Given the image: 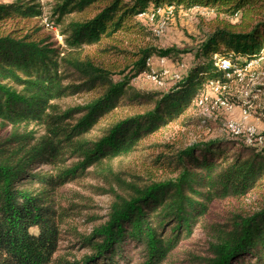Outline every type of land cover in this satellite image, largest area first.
Segmentation results:
<instances>
[{
	"label": "trees",
	"instance_id": "trees-1",
	"mask_svg": "<svg viewBox=\"0 0 264 264\" xmlns=\"http://www.w3.org/2000/svg\"><path fill=\"white\" fill-rule=\"evenodd\" d=\"M193 9L214 16L193 65L165 91L135 87L151 73L148 60L179 65L182 54L158 48L141 18ZM49 13L62 46L38 23L40 0L0 3V264H167L217 203L232 211L223 224L203 225L208 251L193 259L264 264V133L250 143L146 145L173 124L220 127L199 115L196 100L209 82L230 87L235 70L264 59V0H53ZM71 99L81 103L59 105ZM134 156L142 176L118 177L113 162ZM89 169L115 201L88 235L65 233L71 215L61 189ZM250 198L256 203L244 211ZM64 233L81 257L59 254Z\"/></svg>",
	"mask_w": 264,
	"mask_h": 264
},
{
	"label": "rangeland",
	"instance_id": "rangeland-1",
	"mask_svg": "<svg viewBox=\"0 0 264 264\" xmlns=\"http://www.w3.org/2000/svg\"><path fill=\"white\" fill-rule=\"evenodd\" d=\"M12 0H0V3H9ZM53 0H40L43 6V18L38 22L43 26V33L52 37V41L57 45H63V39L59 35L57 29L53 28L49 22L50 5ZM142 19L143 24L156 34L155 45L160 49H174L182 54L179 55L180 64L184 65L181 72L188 70L194 63V50L204 40L205 36L211 28L214 16L202 9H193L190 11H180L177 14L170 15L167 11H161L158 19H152L145 16ZM157 31L159 34H157ZM164 66L160 65L157 57L153 59L151 70L156 72L166 71L163 76L167 82L166 87H159L147 79V75L137 78L133 85L137 88L146 90L165 91L172 86L171 76L180 72L178 65L168 60ZM261 90L264 91V59L254 68L241 74L227 89L229 98L239 100L246 91ZM264 97L253 103L248 117L242 116L239 107H234L230 112L217 111L210 113L207 119L218 120L220 123L213 132L204 130L200 127L183 128L177 124L170 125L158 134L151 137L146 145L160 144L172 146H188L195 142L207 141L215 138H238L246 141L245 131L253 129L255 135L250 138V142L257 140V136L264 133ZM81 100L71 99L64 100L59 103L62 108L80 104ZM228 123L236 124L243 132L240 136H233L227 129ZM6 130L0 129V138L6 135ZM146 155V154H145ZM45 169V168H44ZM113 170L118 177L129 181V175L142 176L143 165L138 156L118 159L113 162ZM88 174L75 182L66 184L61 189L66 199L65 207L71 215L68 220L65 233L76 230L80 235H88L93 227L106 222L110 213V207L114 203L115 198L109 192V184L96 179L92 174V169L88 170ZM256 203L255 198L243 202L241 207L244 211L250 210ZM230 203H217L211 210L208 219L199 226L191 238L180 243L175 250L173 257L167 264H197L193 259L195 257L206 256L208 244L210 242L209 232L203 228V225L213 223L223 224L231 213ZM64 233L63 240L59 244V254L69 258H79L85 252L81 250L77 239L70 237Z\"/></svg>",
	"mask_w": 264,
	"mask_h": 264
},
{
	"label": "built area",
	"instance_id": "built-area-1",
	"mask_svg": "<svg viewBox=\"0 0 264 264\" xmlns=\"http://www.w3.org/2000/svg\"><path fill=\"white\" fill-rule=\"evenodd\" d=\"M170 10V9H169ZM157 34H159V32L157 31ZM152 58L150 60H148V66L151 67L152 62H153ZM158 62L160 65H163L167 62H169L167 59L165 58H157ZM216 59V57H215ZM263 60V57L261 56V58L257 59V60H253L251 61L246 69L244 70V72L248 71L251 68H254L256 66H258L260 64V62ZM216 67H218L220 70H228L230 67L229 62L224 61V60H217L216 59ZM178 69H184V65H178L177 66ZM184 72V71H183ZM181 70L180 72H177L175 74H173L171 76L170 81L172 82V84L176 81H179L181 79L182 73ZM239 70H235L234 71V75H236L238 78L241 76L242 73ZM166 74V71L163 70L161 72H156L151 70V73H149L147 75V79L152 82L153 84L159 86V87H166L167 86V82L165 81V78L163 77ZM233 75V74H232ZM232 75L230 73H228L226 75L227 79H232ZM229 87L227 85L222 84L219 81H211L209 82L206 86H205V92L203 95H201L197 100H196V107L199 110V115H201L202 117L207 118L208 115L210 113H214L217 111H224V112H230L234 109V107H239L242 113V116L244 118L248 117V115L250 114V110L252 108L253 103L257 102L260 100L261 96H264V94L262 93L261 90H255V91H246L243 96L239 99L240 104L236 105L232 102H230L227 98L223 97V93L225 91H227ZM263 103H264V99H263ZM227 129L230 131V133L233 136H240L243 132L239 129V127L236 124L233 123H228L226 125ZM246 134V142L250 143V138L253 137L255 135V132L253 131V129H247L245 131ZM258 141H261L260 137H257Z\"/></svg>",
	"mask_w": 264,
	"mask_h": 264
}]
</instances>
